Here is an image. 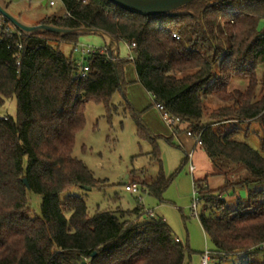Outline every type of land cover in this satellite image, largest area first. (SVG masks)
I'll list each match as a JSON object with an SVG mask.
<instances>
[{"label":"trees","instance_id":"trees-1","mask_svg":"<svg viewBox=\"0 0 264 264\" xmlns=\"http://www.w3.org/2000/svg\"><path fill=\"white\" fill-rule=\"evenodd\" d=\"M60 2L62 15L37 24L100 29L118 42L135 43L134 57L118 53L116 70L106 46L98 48L84 59L89 71L81 78L72 54L60 49L62 42L76 45L80 36H19L16 29L6 31L13 25L0 14V108L12 97L17 101V119L0 117V264H190L188 244L142 205L91 214L81 197L61 199L73 186H106L73 150L86 126V105L103 104L111 122L119 113L115 93L123 96L138 135L152 144L151 160L159 164L156 180L141 191L162 200L169 187L172 178L165 176L155 137L126 100L129 63L153 104L200 135L201 148L221 172L246 171L217 190L195 181L204 203L199 220L213 249L223 254L220 261L242 253L247 264H264V189L250 190L249 202L234 210L223 198L230 188L264 184V78L258 76L264 0H196L178 16H142L109 0ZM234 79H245L246 87H232ZM253 123L259 125V149L240 140ZM29 192L42 196L39 216L30 212ZM257 253L263 259L256 260Z\"/></svg>","mask_w":264,"mask_h":264},{"label":"rangeland","instance_id":"rangeland-1","mask_svg":"<svg viewBox=\"0 0 264 264\" xmlns=\"http://www.w3.org/2000/svg\"><path fill=\"white\" fill-rule=\"evenodd\" d=\"M56 5L50 6L49 0H5L9 4V10L14 15L21 17L29 24H37L46 16L53 14L62 15L64 8L60 0H55ZM264 23H262L263 25ZM80 44L90 48L105 47L103 37L90 34L79 37ZM120 58L131 59L134 52L124 41L118 42ZM61 51L72 57L77 63L83 61L81 53L75 50V44L62 42ZM86 56L85 58H87ZM126 80L136 76L134 66L129 63L125 66ZM260 79L264 78V65L258 69ZM131 83L126 87V100L136 109L144 125L151 135L155 137L160 151V159L166 178H172L169 187L162 194V200L149 194L139 192L137 194L126 190L125 186L131 181L151 183L156 180L159 172L157 161L151 160L152 144L147 138L138 135L136 119L131 110L126 109L125 100L120 93H115L112 103L119 106V113L114 114L111 122L106 116L103 104L89 102L86 105V126L78 134L73 155L82 160L93 172L96 178L103 179L106 186L103 189H84L82 186H73L70 190L61 194V199L69 195L78 196L85 200L91 214L96 210L115 211L118 207L132 210L138 204L145 211L152 210L157 217L164 218L173 229L174 233L183 243L188 244L190 264H200V253L206 246L213 249L211 240L205 234L199 217L193 215L192 203L194 197L193 181L201 182L210 190H217L226 184V179L235 181L240 176L246 175L244 169L235 172H221L210 160L208 155L197 144L195 137L187 135V126L178 132L173 138L172 132L167 130L161 122L159 111L153 104V97L141 84ZM245 79H234L232 87L245 88ZM1 117L17 119V101L12 97L0 108ZM246 126L243 127V129ZM247 128V127H246ZM189 130V129H188ZM259 125L253 123L250 132L245 137L241 132L240 140H245L253 148H260ZM166 138H171V142ZM193 151L191 161L196 169L191 175L189 172L190 161H185L186 154ZM206 179V181H205ZM134 182V181H133ZM264 189V184L255 188L237 186L230 188L223 194L226 205L230 209H238L240 202H249L250 190ZM139 197L142 199L139 201ZM196 198H199L196 195ZM263 199H260L261 202ZM29 208L32 216L41 215L42 196L33 192L28 193ZM204 210V203H198V215ZM209 214V211H206ZM220 215L221 211H216ZM256 260L263 259L262 253H257ZM247 256L239 253L226 257L222 264H247Z\"/></svg>","mask_w":264,"mask_h":264},{"label":"water","instance_id":"water-1","mask_svg":"<svg viewBox=\"0 0 264 264\" xmlns=\"http://www.w3.org/2000/svg\"><path fill=\"white\" fill-rule=\"evenodd\" d=\"M114 5L130 13L142 16H178L186 14L185 11H180L186 5L196 0H109ZM47 0H44V4ZM0 14L5 19L9 20L11 24L21 33L26 36L38 35L44 32H51L60 36L76 35L84 36L96 34L103 37L106 48L110 55L113 57V64L117 70V54H118V41L115 40L110 34L100 29L91 27H61L54 24H29L21 17H18L10 12L6 5L5 0H0ZM24 184L28 189L29 183L27 178L23 179ZM84 189L91 190L90 187H83Z\"/></svg>","mask_w":264,"mask_h":264},{"label":"built area","instance_id":"built-area-1","mask_svg":"<svg viewBox=\"0 0 264 264\" xmlns=\"http://www.w3.org/2000/svg\"><path fill=\"white\" fill-rule=\"evenodd\" d=\"M49 5L50 6L56 5V1L55 0H49ZM14 29H16L14 26H13V28L7 27L6 31L12 32V31H14ZM16 31L18 32L19 36H21L23 34L20 31H18L17 29H16ZM173 36L177 39L180 38V36L177 33H174ZM127 44L131 50L136 47L135 43H132V44L127 43ZM16 46L18 48L17 57L19 58L21 50L23 48V45L19 41V42H17ZM97 49L98 48H96V47L92 49L89 46H86V45L80 44V43H77L75 45V50L78 51L79 53H81V55L83 57V61L78 63V66H79L78 77L82 78V77H85L87 75V73L89 71V67L84 63V59L86 56H90L92 53H94ZM133 57H134L133 55L130 56L131 59H133ZM156 108L160 111L161 118H162L163 122L165 123V125H167L171 129V131L174 135L178 134V132L181 131L183 129V127L186 125V122H184L180 117L173 116L168 111H166L163 105L157 104ZM2 118L7 119V117H2ZM186 132L189 136L195 137L197 140V143L199 145H201L200 135H193L190 130H187ZM190 157H191V154H190L189 158ZM189 169H190L191 174L196 169L195 165L192 162H190ZM193 186H194V197L195 198L193 199V203H192V211H193L194 216L199 217L198 212H197V206H198V203L201 201L199 198H196V195L198 197H199V195H198V188H197V185L195 183V180L193 181ZM125 188L127 191H129L131 193L137 194V193L141 192V186L136 182H131V183L127 184L125 186ZM141 200L142 199L139 197V201H141ZM147 214L151 218H157V216L155 215V213L153 211H148ZM262 246L264 247V244ZM219 256H223V254L215 251L214 249H210V248L206 247L205 250L203 251L202 255H201L200 264H222L220 259H219Z\"/></svg>","mask_w":264,"mask_h":264},{"label":"crops","instance_id":"crops-1","mask_svg":"<svg viewBox=\"0 0 264 264\" xmlns=\"http://www.w3.org/2000/svg\"><path fill=\"white\" fill-rule=\"evenodd\" d=\"M118 53H119V50H118ZM128 81L131 83V85L133 84V83H138V82H136L137 81V76H135V77H133V78H129L128 77ZM130 85V86H131ZM159 111V110H158ZM159 117H160V119H161V113H160V111H159ZM161 122L163 123V124H165L164 122H163V120L161 119ZM165 127L167 128V130H170L171 131V129L167 126V125H165ZM183 128H185V126L183 127ZM172 132V131H171ZM187 133V132H186ZM178 135V134H177ZM188 135V134H187ZM175 135L172 133V137L171 138H173ZM189 137H192V136H189ZM198 144V143H197ZM199 145V144H198ZM200 147H201V145H199ZM203 150V149H202ZM204 151V150H203ZM190 154H191V157H193V155H194V152L193 151H191V152H189V153H187L186 154V161H190V162H192L190 159H191V157L189 158V156H190ZM193 163V162H192ZM196 168V167H195ZM195 170H197V169H195ZM194 170V171H195ZM189 172H190V169H189ZM191 173V172H190ZM194 173V172H193ZM193 173L191 174V175H193ZM134 182H136V183H138L140 186H141V189H142V186H144L143 184L145 183V182H138V181H136V180H133ZM133 181H131V182H133ZM201 181V180H200ZM205 181H206V179H205ZM144 211H145V209H144ZM148 211H152V210H148ZM148 211H145L146 212V215H147V213H148ZM206 247H208V246H206ZM202 253H203V251L200 253V255H202Z\"/></svg>","mask_w":264,"mask_h":264}]
</instances>
